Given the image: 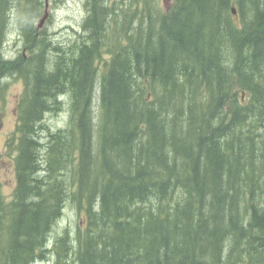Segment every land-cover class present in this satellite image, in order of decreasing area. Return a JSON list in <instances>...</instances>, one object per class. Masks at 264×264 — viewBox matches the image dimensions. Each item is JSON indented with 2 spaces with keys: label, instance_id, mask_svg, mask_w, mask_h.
Segmentation results:
<instances>
[{
  "label": "trees",
  "instance_id": "trees-1",
  "mask_svg": "<svg viewBox=\"0 0 264 264\" xmlns=\"http://www.w3.org/2000/svg\"><path fill=\"white\" fill-rule=\"evenodd\" d=\"M86 10L62 46L37 27L45 0H0V92L24 83L0 264L52 252L55 264H264V0ZM13 20L23 47L6 58ZM65 96L68 125L53 131L46 114ZM69 202L85 223L50 247Z\"/></svg>",
  "mask_w": 264,
  "mask_h": 264
},
{
  "label": "rangeland",
  "instance_id": "rangeland-1",
  "mask_svg": "<svg viewBox=\"0 0 264 264\" xmlns=\"http://www.w3.org/2000/svg\"><path fill=\"white\" fill-rule=\"evenodd\" d=\"M167 7L171 0H161ZM87 15L86 0H53L48 9V18L40 29H47L52 41L62 46H68L77 41L84 33L82 24ZM42 18V17H41ZM39 18L36 22L37 27L41 22ZM41 24V23H40ZM39 28V27H38ZM23 47V39L19 33L18 26L13 20L8 32L7 42L3 49L6 58H14ZM2 92H0V186L2 193L10 198L16 185V172L14 159L7 150V140L11 136L17 123L18 100L23 92L24 83L21 78L10 77L2 82ZM99 86L96 89L95 110L99 112ZM61 109L52 110L46 114L45 123L53 131L66 128L69 122V109L67 96L64 98ZM85 223L84 212L69 202L63 211L62 217L51 232V242L53 245L56 237L61 235L66 227L76 230L78 224ZM35 264H55V254L52 252L50 257Z\"/></svg>",
  "mask_w": 264,
  "mask_h": 264
},
{
  "label": "water",
  "instance_id": "water-1",
  "mask_svg": "<svg viewBox=\"0 0 264 264\" xmlns=\"http://www.w3.org/2000/svg\"><path fill=\"white\" fill-rule=\"evenodd\" d=\"M46 1V13L45 15L43 16V18L41 19V24H40V27L42 26V24L46 21V18L48 17V7H49V3H50V0H45ZM233 13L236 15L237 12L235 10V8H233Z\"/></svg>",
  "mask_w": 264,
  "mask_h": 264
},
{
  "label": "bare ground",
  "instance_id": "bare-ground-1",
  "mask_svg": "<svg viewBox=\"0 0 264 264\" xmlns=\"http://www.w3.org/2000/svg\"><path fill=\"white\" fill-rule=\"evenodd\" d=\"M165 1H166V0H165ZM171 1H172V0H171ZM5 78H6V77H5ZM5 78H4V79H5ZM6 80H7V79H6ZM2 82H3V81H2ZM94 103H95V102H94Z\"/></svg>",
  "mask_w": 264,
  "mask_h": 264
}]
</instances>
